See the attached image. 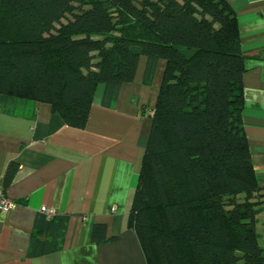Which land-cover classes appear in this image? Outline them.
<instances>
[{"label":"trees","instance_id":"16d2710c","mask_svg":"<svg viewBox=\"0 0 264 264\" xmlns=\"http://www.w3.org/2000/svg\"><path fill=\"white\" fill-rule=\"evenodd\" d=\"M140 55L145 82L165 61L129 212L146 264H264V190L242 130L244 57L226 0H0V111L47 102L83 127L97 86L111 106ZM66 220L52 215L45 231L58 223L61 237ZM91 239L108 241L105 227ZM43 243L33 232L28 254L61 238Z\"/></svg>","mask_w":264,"mask_h":264},{"label":"crops","instance_id":"0c3cea01","mask_svg":"<svg viewBox=\"0 0 264 264\" xmlns=\"http://www.w3.org/2000/svg\"><path fill=\"white\" fill-rule=\"evenodd\" d=\"M226 1L244 57L242 130L264 190V0ZM146 62L140 55L111 106L97 86L83 127L68 125L47 102L0 111V189L16 203L0 211V264H146L129 212L165 61L156 62L149 82ZM41 207L67 217L61 237L58 223L45 231L50 217ZM96 224L108 241H92ZM255 228L264 245V205ZM33 232L42 246L61 238L60 249L29 255Z\"/></svg>","mask_w":264,"mask_h":264},{"label":"built area","instance_id":"2783aa9c","mask_svg":"<svg viewBox=\"0 0 264 264\" xmlns=\"http://www.w3.org/2000/svg\"><path fill=\"white\" fill-rule=\"evenodd\" d=\"M15 201L11 200L10 198H8L2 189H0V211H5L8 210L10 208H13L15 206ZM41 212H44L46 214V216L49 218L52 215H54V211L52 209H47L45 207H41L40 208Z\"/></svg>","mask_w":264,"mask_h":264}]
</instances>
